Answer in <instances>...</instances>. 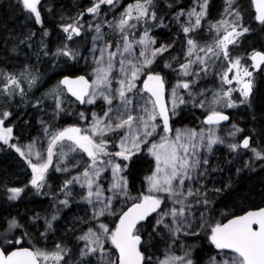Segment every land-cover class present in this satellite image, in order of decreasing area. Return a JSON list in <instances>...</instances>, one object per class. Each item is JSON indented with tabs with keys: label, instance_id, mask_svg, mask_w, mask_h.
I'll use <instances>...</instances> for the list:
<instances>
[{
	"label": "snow or ice",
	"instance_id": "snow-or-ice-1",
	"mask_svg": "<svg viewBox=\"0 0 264 264\" xmlns=\"http://www.w3.org/2000/svg\"><path fill=\"white\" fill-rule=\"evenodd\" d=\"M20 3L41 31L38 40L29 30L16 43V48L29 49L36 44V64L23 63L17 71L0 69V142L14 149L31 172L23 187L6 188V199L19 200L31 187L37 194H50L53 202L43 216L33 211L26 218H0V264H201L193 246L179 243L182 254L174 251L181 237L201 234L216 250L208 264H264V207L241 215L216 208L243 170H252L257 161L264 166V106H255L257 80L264 82V50L240 51L253 31L241 0H224L215 22L207 19L210 0H194L173 13L178 36L184 38L182 55L169 52L176 40L156 46L152 30L164 26L158 0L126 5L89 0L74 16L60 14L52 21L58 34L54 51L41 0ZM251 5L253 21L264 29V0H251ZM44 11L51 14L53 7ZM204 23L210 40L200 35ZM41 56L62 61L63 71L55 84L33 97L34 109L51 99L53 121L66 112V102L95 107L100 101V112L92 111L90 122L85 112H78L85 127L72 123L57 128L41 120L44 139L21 144L14 136L10 106L43 82ZM158 58L163 60L159 70ZM210 73L219 79L212 90L200 86ZM188 105L205 109L203 126L174 128V119ZM240 105L251 110L258 127L246 132L232 124L222 137V122L231 119L225 109ZM223 144L233 159L221 164L214 146ZM142 157L151 159L142 187L133 194L128 177ZM237 160L241 167L235 166ZM50 170L65 177L55 190L49 184ZM214 173L223 176L217 179ZM74 202L83 205V215L61 225L60 212ZM157 243L165 245L163 259L153 251Z\"/></svg>",
	"mask_w": 264,
	"mask_h": 264
},
{
	"label": "trees",
	"instance_id": "trees-1",
	"mask_svg": "<svg viewBox=\"0 0 264 264\" xmlns=\"http://www.w3.org/2000/svg\"><path fill=\"white\" fill-rule=\"evenodd\" d=\"M188 1V0H186ZM224 0H210V20L215 21L220 18V13L223 11ZM42 2V15L45 17V27L52 29V34L47 38L49 46L52 50H55V44L58 40L57 29L54 27L52 21L57 19L60 14L65 17L74 16L78 9L85 7L86 0H41ZM244 12L245 21L251 26L253 31L246 34L243 41V48L241 52H251L253 48L256 50H264V29L259 27L257 22L252 19L255 9L251 5V0H241ZM47 6L53 7L51 14L46 13L44 8ZM32 30L37 33V37L40 34V27L36 25L34 20L28 19L26 13L22 9L20 0H0V69L8 71H17L20 69L23 63H27L25 59V51L23 45H19L16 48L17 38H22V34ZM162 38L172 42L173 37L167 34V31H161ZM36 37V38H37ZM82 40L77 41L81 45ZM182 43H176L174 48L171 49V55L182 54ZM15 48V50H14ZM37 50V46L34 51L29 52L30 58H36L33 53ZM169 54H166L163 59H166ZM29 63V62H28ZM36 63V62H35ZM158 70L163 66V60L158 59ZM59 64L60 66H55ZM41 72L44 74L43 82L36 88L32 89L29 96L21 101L17 96L16 100L10 106V110L14 113V118L11 119V123L15 125L14 136L19 137L20 143L29 142L35 136L40 133V126L37 118L45 110L52 111L54 106L53 101L48 99L42 109H34L30 103L34 96H40L41 93L46 91L52 84L56 83V80L60 77L57 73L63 71L62 61L54 62L50 58L41 56L40 63L38 65ZM164 73L168 76V79L173 77L168 71L164 69ZM68 74V73H65ZM79 74V73H77ZM170 74V75H169ZM209 90L215 89L218 86V80L216 76L211 78L208 82ZM257 87L259 92L255 100V106L257 108L264 106V82H261L258 78ZM236 98V95L234 96ZM101 107L100 104L97 105ZM92 106L79 105L75 106V109L71 112L62 113L61 116L53 124L54 127H63L72 123H80L77 113L83 111L91 119V112L94 110ZM230 116V121L224 123L223 126L228 127L230 124H237L239 127L244 128L247 132L248 129L258 127L252 122L253 113L247 109L245 105H241L234 109H225ZM197 114L200 118H204L205 111L196 108L193 109L191 105L187 108L182 106L180 117L174 119L173 127L182 125H193L196 122ZM6 125L8 122L6 121ZM151 158L142 157L140 160L134 162L131 166L129 174L130 188L133 194L136 189L142 187V178L147 174L149 167V161ZM256 162L252 170H245L237 177V182L234 188L224 196H221L217 200L216 208L234 212L237 215L243 214V211L255 209L256 207H264V166L257 165ZM65 177L58 172L50 171L49 184L52 185L53 190ZM30 180V168L27 167L26 162L15 152L12 148L3 147L0 149V218L11 216L30 217L33 211L38 212L43 216L45 211L49 209L52 201L51 195L37 194L31 187L27 188L22 194L21 199L16 201L7 200L6 188L10 187H23ZM44 192H48L49 189L45 188ZM217 219L220 218L219 212L214 213ZM230 218V217H229ZM23 222V221H22ZM62 222H60L61 224ZM187 242L196 244L195 258L200 260L201 264H206L208 258L216 253L214 246L210 245L203 235L199 237H187ZM163 246L162 243H157L154 248L159 251Z\"/></svg>",
	"mask_w": 264,
	"mask_h": 264
},
{
	"label": "rangeland",
	"instance_id": "rangeland-1",
	"mask_svg": "<svg viewBox=\"0 0 264 264\" xmlns=\"http://www.w3.org/2000/svg\"><path fill=\"white\" fill-rule=\"evenodd\" d=\"M87 2L89 1V0H86ZM132 2V0H120V4L121 5H126L127 3H131ZM223 3H224V1H222ZM193 3H194V0H193ZM86 6H88V3H86L85 4ZM209 11H210V9H209ZM111 17H109V19H110ZM210 18V16H208V20L209 21H212V20H210L209 19ZM85 20H88V21H91V17L90 16H86L85 17ZM212 22H215V21H212ZM170 23H164V26L163 27H157V28H153V30H152V35H154L155 37H156V39H157V45L156 46H159V44L160 43H167L166 41H164V39L163 38H161V36H159L158 35V33H157V31L159 30V29H167V34L170 36H172L173 37V40H176V43H179L182 39H184L183 38V36L182 35H179L178 36V32H179V28H178V26L174 23V25L171 23L170 25H169ZM158 29V30H157ZM157 30V31H156ZM200 35H202L205 39H211V36L209 35V33H208V25H207V23H204V31L202 32V33H200ZM36 40H38L39 39V37H37V38H35ZM85 39H88V37H85ZM172 40V41H173ZM48 41V40H47ZM49 42V41H48ZM183 42V41H182ZM182 42H180V43H182ZM175 43V44H176ZM84 45V40H82V42H81V46H83ZM35 47H36V44L34 43L33 44V47L31 48V49H29V48H27V47H25L24 45H23V48H24V51H25V56L27 55L28 57H29V52L30 51H34V49H35ZM171 51V49L169 50V52ZM84 55H88V53L85 51L84 52ZM166 55V54H165ZM178 55H182V54H178ZM169 58V56L166 58V59H168ZM159 59V58H158ZM26 62L28 63H32V64H36L35 62H36V58H30V59H28V60H26ZM83 64H84V62L83 61H81L80 62V65L79 66H83ZM158 64V63H157ZM174 67H175V65H173ZM166 71H168L169 72V70H167V69H165ZM90 71V70H89ZM82 73V72H81ZM170 73V72H169ZM83 74V73H82ZM171 75H172V73H170ZM169 74V75H170ZM173 76V75H172ZM215 75L214 74H212V73H210L205 79H204V81L201 83V87L203 88V87H207V88H209L210 87V85H209V81L211 80V78H213ZM216 78H217V80H218V83H219V79H218V77L216 76ZM170 81H173L174 82V80H173V77H171V79H169ZM236 94H234V96H235ZM70 100L71 101H74L71 97H70ZM0 103H2V101H0ZM76 102H66L65 103V109H66V112H71V111H73L74 109H75V106H76ZM98 104H100V101H98L97 102V105ZM97 105L95 106V108H93L94 110L93 111H96V112H100V108H98L97 107ZM87 106H92V105H87ZM241 106V105H240ZM93 107V106H92ZM237 108V107H236ZM193 109H196V107H193ZM231 109H234V108H231ZM202 110H204L205 111V109H202ZM102 114V113H101ZM195 116L197 117V119H196V122L193 124V125H182V126H175L174 128H184V127H189V128H198V127H202L203 125H202V121H203V119L204 118H200L197 114H195ZM37 120H38V122H39V126H40V133H39V135H37V136H35L34 138H39V139H41V140H43L44 139V133H43V126L41 125V123H40V121L41 120H45V121H47V122H49V123H52V124H54L55 122H56V120L55 121H53V119H52V111H48V110H45V111H43L41 114H40V116L37 118ZM91 120V119H90ZM90 120L88 121V122H90ZM80 123V125H81V127H85L86 126V123L87 122H85V121H81V120H78ZM224 125V123L222 122V130L220 131V135L223 137V136H226V132H227V130H229L230 128H231V125L232 124H230V125H228V127H226L225 128V126H223ZM7 126V125H6ZM12 143H16L17 141L15 140V139H13V141H11ZM28 142H26V143H21V144H27ZM3 147H7V148H10V147H8V146H6V145H3V142H0V149L1 148H3ZM214 156H215V159L216 160H218L221 164H223V162L225 161V160H230V159H233V157H232V155L229 153V150H228V148H227V146H226V144H223V145H216V146H214ZM248 157L247 156H245V157H243V159H247ZM262 164V162H260L259 161V163H257V165L259 166V165H261ZM235 166L236 167H241V162L239 161V160H237V161H235ZM246 170V169H245ZM245 170H243V171H245ZM50 171H52V170H50ZM242 171V172H243ZM30 172H31V170H30ZM232 172H233V174H235V172H234V168H233V170H232ZM241 172V173H242ZM59 173V172H58ZM214 175L217 177V179H219L221 176H223V173H214ZM213 185L212 184H209V187L211 188ZM217 187L219 186V184H217L216 185ZM62 198V197H61ZM83 211H84V207H83V205L82 204H78V203H72V205L69 207V208H64V209H62V211L60 212V216H61V221L60 222H62L61 223V225L64 223V221L65 220H67V221H71L74 217H76V216H78V215H83ZM201 235H203V234H201ZM185 238H187V237H181L180 238V240H179V242H178V245H177V247H175L174 248V251L176 252V254L177 255H181L182 254V251H181V248L179 247V243H183V244H186V245H190V246H193V248H194V255H195V250H196V244H194V243H189V242H187L186 240H185ZM153 251H155V253H156V256L157 257H159L160 259H163V253L165 252V245L163 244V246L161 247V249L159 250V251H156L155 249H153ZM216 255V253L215 254H213L212 256H215ZM208 260H209V258H208ZM208 260H207V262H206V264H208Z\"/></svg>",
	"mask_w": 264,
	"mask_h": 264
},
{
	"label": "flooded vegetation",
	"instance_id": "flooded-vegetation-1",
	"mask_svg": "<svg viewBox=\"0 0 264 264\" xmlns=\"http://www.w3.org/2000/svg\"><path fill=\"white\" fill-rule=\"evenodd\" d=\"M87 3H89V1ZM168 4H172L173 7L168 8L167 7ZM192 4H193V0H188V1H186V0H158V7H159L158 15L164 16V23H170V24L172 23L174 25V22L172 21V14L175 13L179 8H188ZM209 13H210V11H209ZM212 21H214L213 15H212ZM164 30L167 31V29H164V28L159 29L157 31L158 35L161 36V38H162L161 31H164ZM170 37H171V35H170ZM164 41H166L167 43H171V42H168L169 40H167V39H164ZM182 41H183V39L180 42H182Z\"/></svg>",
	"mask_w": 264,
	"mask_h": 264
},
{
	"label": "water",
	"instance_id": "water-1",
	"mask_svg": "<svg viewBox=\"0 0 264 264\" xmlns=\"http://www.w3.org/2000/svg\"><path fill=\"white\" fill-rule=\"evenodd\" d=\"M70 95V94H69Z\"/></svg>",
	"mask_w": 264,
	"mask_h": 264
}]
</instances>
